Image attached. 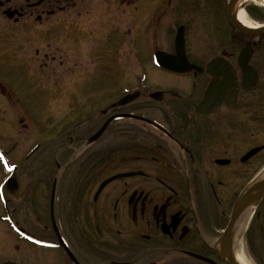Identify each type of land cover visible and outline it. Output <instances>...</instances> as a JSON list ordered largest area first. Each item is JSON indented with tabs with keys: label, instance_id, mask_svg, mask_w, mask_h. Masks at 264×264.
I'll list each match as a JSON object with an SVG mask.
<instances>
[{
	"label": "flooded vegetation",
	"instance_id": "af4514ba",
	"mask_svg": "<svg viewBox=\"0 0 264 264\" xmlns=\"http://www.w3.org/2000/svg\"><path fill=\"white\" fill-rule=\"evenodd\" d=\"M238 2L0 0V60L19 70L0 72V264H230L226 228L250 182L240 178L264 171V1ZM240 10L258 26L243 28ZM128 45L141 72L103 73ZM69 91L79 98L64 103ZM51 111L65 120L39 135ZM257 205L264 217V196Z\"/></svg>",
	"mask_w": 264,
	"mask_h": 264
},
{
	"label": "rangeland",
	"instance_id": "374dc122",
	"mask_svg": "<svg viewBox=\"0 0 264 264\" xmlns=\"http://www.w3.org/2000/svg\"><path fill=\"white\" fill-rule=\"evenodd\" d=\"M178 2V0H166V4L164 5V10L167 8H170V5L172 6L174 3L176 4ZM203 31L205 33L206 36H210L212 34L213 31V23H206L205 26L203 27ZM148 35V33H146V29L144 27V38H146ZM121 37V35H120ZM128 48L125 49V61L121 63H118L117 65H113L110 66L111 68H108V71L106 69L103 68V73L105 72H120V73H137V72H141L142 68L140 66L141 63H139V59H138V53H139V48L138 47H132L130 45L127 46ZM165 48V47H164ZM166 50H170V49H166ZM148 55V54H146ZM3 61L5 60H0V72H10V71H19L18 68L14 64H5ZM121 61V60H118ZM147 67V64H146ZM148 72L156 74V75H162L164 78H168L169 76H167L166 71H164L162 68H160L159 66H157L156 63H154L153 61L149 62L148 64ZM168 73V72H167ZM72 98H79V95L77 93H75V91L71 92L69 91L68 93H64L62 101L65 103L67 99H72ZM61 102V101H60ZM63 103V104H64ZM77 113H74V115H76ZM50 117H51V122L50 124L48 123H42V125H39L38 131H39V135H47V136H52V129L53 130H57L61 124L64 122L63 120H65V115H63V113L61 112H56V111H51L50 112ZM71 124V123H69ZM52 128V129H51ZM1 143V142H0ZM70 168L72 169H79L80 167L78 166L80 164L79 162V148H75V145L72 143V145L70 146ZM13 159H18L19 155H12ZM62 159H60V162L63 164L64 161H61ZM6 175L3 167H2V162L0 160V184L2 181V178ZM253 173H248L245 176H242L240 178V182L242 186H244L247 182L251 181V179H253ZM61 187H60V192H58L60 197H63V177L60 175L58 176ZM83 184V181H81V178L78 176H71L70 177V181H69V185H71L70 188V193L72 195V201H71V214H70V220H76L77 217H79V212H77L78 208H79V204H77V200L73 198V196H75V193L78 191V186ZM51 185V184H49ZM49 190H47L43 195L46 196V202L47 203H42V205H40V207L38 208L39 214H41V216L43 217H49V206H48V202H49V197H50V192ZM44 197V196H43ZM60 212L62 215V200H60ZM257 206L254 208V212L252 215V218L250 220V222L248 223L247 229L246 231L243 233L242 236V242L243 245L247 251V255L256 263V264H264V217H259L256 218L255 214H256V210H257ZM11 208H13L11 206ZM263 209H264V205H263ZM13 211V210H12ZM5 213L4 208H2V205L0 203V217ZM64 214V213H63ZM264 215V212H263ZM65 219L66 216L64 215ZM64 220V219H63ZM8 228V224L4 223L1 221L0 219V229L2 228Z\"/></svg>",
	"mask_w": 264,
	"mask_h": 264
},
{
	"label": "water",
	"instance_id": "95a60500",
	"mask_svg": "<svg viewBox=\"0 0 264 264\" xmlns=\"http://www.w3.org/2000/svg\"><path fill=\"white\" fill-rule=\"evenodd\" d=\"M239 24L241 26H243V28H247V26H245L243 23L239 22ZM260 32H264V28H262ZM183 50H184L183 28H180L178 31V35H177V51H178V54H180L181 51H183ZM170 57L171 56L167 55L166 53H160V54H158L157 61H158L159 65H161L162 67H164L168 70L174 71L175 70L174 64L171 61H169L171 59ZM218 63H219L218 60H214L209 65L210 69L212 66H214L215 64H218ZM191 67H193V65H191ZM216 79L217 80L213 81V83L210 85L208 97H214L215 95L213 94L214 93L213 90L218 89L220 87L219 85L221 84V81H219L217 77H216ZM205 103L207 104L206 100H205V102H203L202 105H205ZM115 178H116V176L110 177L107 180H105L101 184V188H103L106 184H108L109 182H111ZM8 185L11 189H13V187L16 186L15 180L13 178L9 179ZM263 196H264V171L261 174H259L258 176L254 177L248 183V185L244 188V190L240 193V195L238 196V199L236 200L234 207H233V210H232V213H231V217H230L228 227L226 228V234H225L226 235V243L236 233L238 226L240 224V218H241L243 209L250 204L257 205ZM227 261L230 264H241L237 260V258L235 257V253H233L231 251L228 252Z\"/></svg>",
	"mask_w": 264,
	"mask_h": 264
},
{
	"label": "bare ground",
	"instance_id": "6f19581e",
	"mask_svg": "<svg viewBox=\"0 0 264 264\" xmlns=\"http://www.w3.org/2000/svg\"><path fill=\"white\" fill-rule=\"evenodd\" d=\"M245 1H257V0H239L238 5H237V9L240 7L239 4H241L242 2H245ZM262 1H264V0H262ZM237 16H238L239 21L247 27H257L258 26V24L253 23L248 18V16L245 14V12H243L241 10L237 13ZM255 207H256L255 204H250L243 209L238 229H237L236 233L234 234V236L230 240H228V242H227L228 246L230 247L229 250L231 252L235 253V257L237 258V260L241 264H256L247 255V251H246V249L243 245V242H242L243 233L247 229L248 223L250 222V220L252 218Z\"/></svg>",
	"mask_w": 264,
	"mask_h": 264
}]
</instances>
